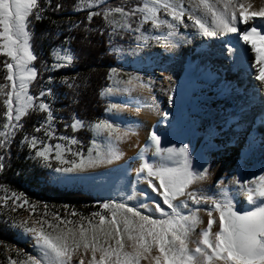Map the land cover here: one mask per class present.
<instances>
[{
	"label": "snow or ice",
	"instance_id": "1",
	"mask_svg": "<svg viewBox=\"0 0 264 264\" xmlns=\"http://www.w3.org/2000/svg\"><path fill=\"white\" fill-rule=\"evenodd\" d=\"M101 3L102 0H80L76 10L97 7ZM59 8L60 5H57V9ZM252 9L253 5L247 0H193L190 11L185 8L184 0H141L139 6L127 10L121 6L104 8L102 12H89L88 19L91 21L93 16L103 15L106 23L113 26L114 33L117 22L111 17L119 14V27L126 31L140 32L143 24L151 22L153 28L165 26L169 29L167 35L174 36L178 26L185 25L184 17L187 15L192 26L205 36L239 33V40L255 54V79L264 84V7L258 11ZM42 11L39 0H0V56L7 58L2 63L6 69L3 79L8 82L0 83V101L6 109L3 113L5 120L0 125V149L7 148L16 131L22 128L20 121L30 112L46 113L44 123L35 131L44 130L49 139L54 136V131L50 130L54 120L50 105L43 101L36 103L39 97H34L29 92L30 84L38 73L33 66L37 57L31 50L28 17L34 15L39 20ZM161 11L170 20L161 19ZM196 11L202 12V16L195 15ZM137 16L139 23L133 29L132 20ZM208 16L211 17L210 25L205 19ZM250 21L251 27L243 30L239 28L240 24L247 25ZM149 38L143 33L136 37L138 41ZM57 59L70 63L74 57L58 53ZM60 66L63 65L54 64L53 68ZM135 82L134 79H129L127 83ZM139 86L148 87L142 81ZM50 94L51 90L47 93L41 91L40 96ZM80 127H83L82 122L74 119L71 124L73 131ZM92 131L97 135L107 133L109 145L106 152L94 145L85 157L82 153L73 152L70 147L60 143L49 145L34 136H26L24 142L35 150L34 159L42 161L45 167L52 166L50 157L54 152V158L59 164L71 165L56 167L54 171L71 173L103 163L110 164L119 159L120 153L111 143L113 137L116 142H122L134 134L132 129L121 130L107 120L92 125ZM59 139L66 140L68 145L77 143L75 139L68 137L61 136ZM150 141L160 162L143 163L137 177L144 179L151 191L161 198L162 204H154V213H159V217L144 214L124 202H113L102 205L110 213V219L106 215L93 213L99 220L93 222L89 219L87 226L83 223L76 225L73 221L63 220L58 216L53 217L54 222L50 223L46 218L33 217L37 205L30 203L23 194L12 193L11 197H0L5 205L11 198L13 211L25 208L29 213L28 219L18 225L15 222L12 224V227H20L26 235H31L37 251V255L28 256L23 264H73L74 258L78 259V264H264V175L250 182L233 181L239 185V194L246 197L250 206L241 212L236 207L235 196L226 187H219L217 194L212 197L192 189L194 184L208 179L209 169L195 170L186 147L164 148L155 133L151 134ZM147 147L140 150L141 158ZM66 153L77 157L79 162L66 159ZM3 158L0 156V161ZM2 170L3 163H0V171ZM144 172L146 176L141 177ZM128 199L133 197L129 196ZM188 200L197 207L189 208ZM209 200L211 207H199L201 202L207 203ZM139 207L146 212L153 211L144 204ZM201 210L209 217L207 227L198 233V239L193 240L191 237L202 223L198 215ZM214 211L218 213V220L213 215ZM47 216L45 211L44 217ZM29 220L32 221L31 225ZM214 225H218V231H213ZM190 244L195 247H190ZM10 264L18 262L10 261Z\"/></svg>",
	"mask_w": 264,
	"mask_h": 264
},
{
	"label": "rangeland",
	"instance_id": "2",
	"mask_svg": "<svg viewBox=\"0 0 264 264\" xmlns=\"http://www.w3.org/2000/svg\"><path fill=\"white\" fill-rule=\"evenodd\" d=\"M107 1L108 0H102V3L97 7H84L82 10L89 12L98 11L100 7ZM110 27L111 29L113 28V26L111 25ZM158 29L153 28L151 22L143 24L140 28V32L130 31L133 42L130 47L125 48L119 46L118 44H111L110 46V51L115 55L117 59L118 68L110 69L109 84L100 93L101 97L105 99L108 103L103 120H107L109 123H112L115 127H119L121 130L130 128L134 132L133 135H129L122 142H116L113 137L111 143L114 146L115 150L120 153L119 159L113 160V162L110 164L103 163L97 167L87 168L84 171H74L71 173H57L54 171L56 167H70L71 165L59 164L55 160L53 152L50 157V163L52 166L45 167L42 161L34 159L35 150H32L28 147L31 151V161L37 162L39 167L44 172H46L50 185L57 187L60 190L78 191L93 196L100 204V210L94 213L106 215L109 217V219L111 218L110 213L103 209L102 205L113 202H124L128 206L138 208V210L144 214H154L155 217H159V213H154V204L159 203V201L155 198L156 194L151 191L144 179H138L137 173L141 169L143 163L148 162L152 164H157L160 161H157V156L155 157L153 148L149 147L144 152L143 158H141L140 150L148 145L146 143L147 141L142 143L141 140H137L134 137L136 136L137 131L134 127L135 124H137L141 128L143 127V125H145V129L143 130L144 139L147 140L150 138V135L152 134L151 130L152 128H154V133L157 136H160L162 147L176 149L186 147L188 150L189 159L195 170L202 171L204 168L209 169L208 179L198 184H194L192 186L193 190H198L204 196L210 197L211 193L213 194L215 191H218L219 187H217L216 184L221 181L224 182L225 177L221 176L222 174H219L217 164L218 161H214V155H218L221 153L229 154L232 150V148L228 147V139L225 136L228 132L223 131L224 128L222 129V126L227 123L226 115H228L229 113V109L227 108L229 104V98L227 97V95L219 93L218 89L216 88V83H211L208 87H205L204 84H202V86L200 85L202 88H200L199 92H197L196 90L190 91L188 88L189 86H186L180 93L178 103V100H174L173 94L178 87L179 80L169 86L168 80L165 78V74L168 72L169 69H171V67H168V65H166V67H163L161 66V64L160 66L153 68L152 70H147L145 68L138 67L136 61L140 60L143 62L145 59V55L152 51L151 37L156 34L155 31H157ZM141 33L149 36L150 38L146 41H138L136 37L141 35ZM114 49H119V51H114ZM153 50L155 51L159 49L158 47H154ZM58 53L60 55L70 54L67 50H57L54 55L55 64L65 65L69 63L63 60H58ZM210 54H213V58L217 57L215 55L216 52L213 50ZM217 58L222 60H228V55L222 52V54H218ZM241 64L237 63L236 65L240 67ZM225 66H228L227 63L224 64L223 62H212L209 67L212 68V70H214L215 72H217V78V76H219V73L223 71V68H225ZM223 72L226 73L227 69H225ZM129 79H134V81L136 82L134 84H129L127 83ZM141 81L143 82V84L148 85V87H141L144 92H142V94L140 93V99H143L146 93H152V91L156 94L159 93V96H161L160 98H162L161 108L163 112L158 114V116L154 119L155 126H152L149 133L148 128L151 122L148 123L149 119L143 113V106L137 105V107L135 108L133 105H127L124 102L123 98H119L116 95V92L120 88L124 86H139V82ZM252 82L253 81L251 79V75L246 74V85L248 86V89L251 92H254L255 95H257L259 94V90L254 89ZM159 86H161L164 91H160V89H158ZM48 90L49 85H43L41 86L40 93L41 91L47 93ZM145 90L147 91L145 92ZM40 93L37 95V97H39V100H37L36 103H39L41 101L45 103V96L41 97ZM173 103H175L174 105L178 103L177 112L174 111ZM257 103V100H253V105L256 106ZM144 104L145 100H143L142 105ZM176 120L180 122L179 127H177L175 124ZM54 122L55 116L52 122V128L50 129L51 131H54L53 138L49 139L44 134V130L37 132V134L33 136L41 140L43 143H47L49 145H55L57 143H60L62 145H65L66 147H70L73 152L82 153L85 157L88 155L89 149L93 148L94 145L99 150L105 152L107 151L109 145L107 133L97 135L92 131V125L96 123H90L88 125H85L81 121L83 127H80L76 130L78 131L86 127L91 134L89 146L87 147V150L83 152L81 149L83 144L76 138L68 137L77 141L76 144L72 145H68L66 140L59 139V137L61 136H66L58 135L55 133ZM25 137L26 136L24 135V137L21 139V144L27 145V142H24ZM242 139L244 144L248 141V138L246 139L245 134L243 135ZM52 140H54V142H52ZM196 141H203L201 148L197 149ZM40 146L42 147V144ZM6 152L7 148L3 149V151L0 152V156L4 157L3 161H0V163L5 164V160L7 159V157H5ZM236 152L237 150H235V154ZM93 155H95V152H93ZM65 158L69 161L76 160L77 163L79 162V159L77 157H73L69 153L65 154ZM226 172L227 175L232 174V170ZM243 173L244 174L242 175L244 176V180L248 182L264 175V150H260L257 145L254 146L251 158L248 161L246 168H244ZM145 176L146 172L141 173V177ZM12 193L21 194L19 192H16L12 188H9L5 184L0 185V197H3L5 195L11 197ZM145 193H147V195H145ZM23 196L25 197V195ZM129 196L133 197V199H128ZM184 199L185 198H181V200ZM243 199H245L243 196H238L236 198V201H238V205L236 207L241 212L245 211L241 205ZM179 202L180 201H174V203ZM141 204L147 205L149 208H152L153 211L146 212L144 208L139 207ZM187 204L189 208L197 207L196 205L192 204L191 200H188ZM199 207L201 209L211 207V200H209L207 203L201 202ZM166 210L170 211V209L167 208ZM45 211H47L48 213L47 217H44ZM183 211H185V214H187L186 209H184ZM72 213L75 212L66 213L65 216L60 218L63 220H71L76 225L83 223L85 226H87L89 219H92L93 222H98L99 220V217H94L93 213L89 215H73ZM198 214H202L205 216V218H209L207 216V213L203 210H201ZM213 215L218 220V213L214 211ZM28 216L29 213L25 210V208H16L13 211L11 198L8 199L7 205H5L3 200H0V222L3 223L16 235L14 244L8 246L0 245V264H10V261H16L18 262V264H23V262L27 260L28 256L37 255V251L34 248V241H32L31 235H26L23 232V229L20 227H12V224L14 222L18 225L21 221L28 219ZM55 216L58 215L52 213L51 210L45 205L40 207V209L37 205L36 212L33 213L34 218H46L50 223L54 222L53 217ZM31 223L32 221L29 220L30 225ZM204 228L206 227L203 225L201 226V224H199L192 237L198 239V233ZM73 264H78V259L74 258Z\"/></svg>",
	"mask_w": 264,
	"mask_h": 264
},
{
	"label": "trees",
	"instance_id": "3",
	"mask_svg": "<svg viewBox=\"0 0 264 264\" xmlns=\"http://www.w3.org/2000/svg\"><path fill=\"white\" fill-rule=\"evenodd\" d=\"M141 0H108L98 11L104 8L125 7L126 10L139 6ZM80 0H39L41 19L29 16L28 31L31 33V50L37 57L33 66L37 78L30 84V93L37 97L41 86L49 85L50 95H45L55 116V133L79 140L85 152L89 146L91 134L86 127L73 131L71 124L78 119L83 124L98 123L104 119L108 103L100 95L109 84V71L118 68L117 59L110 51L111 44L128 48L132 42L130 31L119 28L121 17L114 14L116 30L106 23L103 15L93 16L89 21V11L76 10ZM57 5L60 8L57 9ZM120 20V21H119ZM139 17H134L131 27L135 29ZM110 33H113L110 35ZM57 50H67L74 59L63 66L53 68ZM0 56V83L6 69ZM6 109L0 101V125L5 118ZM46 113L30 112L22 118L21 130L17 131L5 153V164L0 171V185H7L27 198L30 203L48 207L59 217L75 212L89 215L100 210L99 202L91 195L69 190H60L49 184L46 172L37 162L31 161V151L21 144L25 136L31 137L35 129L43 123ZM54 142V140H52ZM3 149H0V152ZM16 235L0 222V245L15 243Z\"/></svg>",
	"mask_w": 264,
	"mask_h": 264
},
{
	"label": "bare ground",
	"instance_id": "4",
	"mask_svg": "<svg viewBox=\"0 0 264 264\" xmlns=\"http://www.w3.org/2000/svg\"><path fill=\"white\" fill-rule=\"evenodd\" d=\"M241 2H244V0H241ZM247 2H250L253 5L252 10L258 11L259 8L264 7V0H247ZM192 4L193 0H184L185 8L189 11L191 10ZM159 15L161 19L170 20V17L166 16L163 11H161ZM195 15L202 16V12L196 11ZM205 19L210 25L211 17L208 16ZM184 20L185 25L187 26H178L174 36L167 35L169 29L165 26H162L159 29L157 28L158 30L155 31L156 34L151 37L152 51L145 55L143 62L138 60L136 61V64L138 67L147 70H152L153 68L160 66V64L163 67H166V65L171 67V69L165 74V78L168 80L169 86L179 80L178 87L173 94L174 100H178V103L180 93L186 86H189L188 88L190 91L196 90L199 92L200 88H202V84H204L205 87H208L211 83H216V88L219 93L227 95L229 98V104L227 106L229 113L226 115L227 123L222 126V129L224 128L223 131L228 132L225 136L228 139V147L232 148V150L229 154L221 153L214 155V161H218L219 174H222L221 176L225 177V183L221 181L216 185L217 187L228 188L230 193L235 196L236 201L238 196L243 195L239 194V185L233 183V181H239L241 183L245 182L242 174H244L243 170L246 168L247 163L251 158L254 146L257 145L260 150H264V84L255 79V75L257 74V68L253 67L255 54L252 53L251 48L248 45H245L243 41L239 40V33L229 34L227 36L219 34L216 36H205L192 26V22L188 20L187 15L184 17ZM172 22L175 23L174 21ZM251 24V21L247 25L240 24L239 28L243 30L244 28L251 27ZM165 45H167V47ZM154 47H158L159 50L154 51ZM212 50L216 52L215 55L217 57L218 54L224 52L228 55V60H222L217 57L213 58V54H210ZM212 62L227 63L228 66L223 68V71L227 69V72L224 73L221 71L216 78L217 72L209 67ZM237 63L242 64L238 67L236 65ZM246 74L251 75L253 87L254 89L259 90V94L255 95L254 92H251L248 89V86L246 85ZM158 89L164 91L161 86H159ZM146 91L147 90H145V92ZM142 92H144V90L138 85L124 86L116 92V95L119 98H123L127 105H133L135 108L137 105L143 106V113L149 119L148 123L151 122L148 128L149 133L152 126H155L154 119L158 114L163 112L161 108L162 98H160L161 96H159V93L156 94L152 91V93H146L143 99H140L139 95H141ZM143 100H145L144 105H142ZM253 100L258 101L256 106L253 105ZM175 103H173V105ZM178 103L173 107L175 112L178 110ZM175 124L177 127L180 126V122L177 120L175 121ZM134 127L137 130L136 136L134 137L137 140H141L142 143L147 141L146 143L148 147L153 148L155 153V148L151 144L150 138L147 140L144 139L143 130L145 129V125L141 128L135 124ZM151 132L154 133V128H152ZM244 134L246 139L248 138V141L245 142V144L242 141ZM158 137L160 138V136ZM196 142L197 149L201 148L203 141ZM235 150H237L236 154ZM156 158L157 161H160V157ZM231 170L232 174L227 175L226 171ZM215 192L213 194L211 193L210 197L217 194L218 191ZM155 198L162 204V200L158 195H155ZM244 198L245 199H243L241 205L244 210H247L250 206L247 204L246 197ZM237 202L238 201H236V206L238 205ZM198 215L202 221L201 226L203 225L207 227L208 218H205L202 214ZM213 231H218V225H214ZM191 239L196 240L197 238L191 237ZM189 246L193 247L195 245L190 244Z\"/></svg>",
	"mask_w": 264,
	"mask_h": 264
}]
</instances>
